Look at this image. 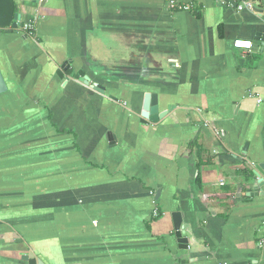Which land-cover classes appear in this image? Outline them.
I'll list each match as a JSON object with an SVG mask.
<instances>
[{
  "label": "crops",
  "instance_id": "obj_1",
  "mask_svg": "<svg viewBox=\"0 0 264 264\" xmlns=\"http://www.w3.org/2000/svg\"><path fill=\"white\" fill-rule=\"evenodd\" d=\"M14 1L0 264H264V0ZM151 95L158 121L141 115Z\"/></svg>",
  "mask_w": 264,
  "mask_h": 264
},
{
  "label": "water",
  "instance_id": "obj_2",
  "mask_svg": "<svg viewBox=\"0 0 264 264\" xmlns=\"http://www.w3.org/2000/svg\"><path fill=\"white\" fill-rule=\"evenodd\" d=\"M20 17L19 13L16 10L15 1L14 0H0V29L8 32L11 30H16L20 26ZM64 68V65H62ZM58 74L62 76V72L59 71ZM72 78L78 79L80 82L85 85H89L95 90L100 92L105 91V87L91 80V77L85 74L83 70H79L73 74ZM6 88L2 73L0 71V91H3ZM142 117L148 119L149 121H158L161 115L159 114L158 100L156 95H151L148 97V107L146 111L142 112ZM255 176V185L252 186L250 191L256 190L264 185V163H258L255 165L253 170ZM172 220L175 230V236L179 242V246L181 248L188 247V239L184 237V229L182 225V215L179 211L172 212ZM24 259L28 262V264H44L41 258H36L30 254L25 255Z\"/></svg>",
  "mask_w": 264,
  "mask_h": 264
},
{
  "label": "built area",
  "instance_id": "obj_3",
  "mask_svg": "<svg viewBox=\"0 0 264 264\" xmlns=\"http://www.w3.org/2000/svg\"><path fill=\"white\" fill-rule=\"evenodd\" d=\"M168 5L171 8H174L176 10H190L192 9V4L189 1L186 0H168ZM250 6L251 2H244L241 3L238 8L242 9L245 6ZM252 40L250 39H245V38H235L232 42V45L236 48L239 49H251L252 48ZM257 102H262V98L260 97H256ZM216 134L218 135H222L223 131L219 130L218 132H216ZM264 224V223H263Z\"/></svg>",
  "mask_w": 264,
  "mask_h": 264
},
{
  "label": "trees",
  "instance_id": "obj_4",
  "mask_svg": "<svg viewBox=\"0 0 264 264\" xmlns=\"http://www.w3.org/2000/svg\"><path fill=\"white\" fill-rule=\"evenodd\" d=\"M197 181H198V184H199V176H197ZM200 185V184H199Z\"/></svg>",
  "mask_w": 264,
  "mask_h": 264
}]
</instances>
